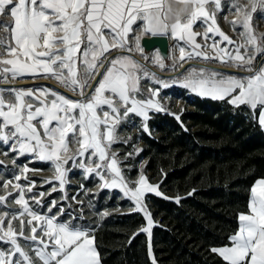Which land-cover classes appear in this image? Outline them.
Returning a JSON list of instances; mask_svg holds the SVG:
<instances>
[{
    "label": "snow or ice",
    "instance_id": "obj_1",
    "mask_svg": "<svg viewBox=\"0 0 264 264\" xmlns=\"http://www.w3.org/2000/svg\"><path fill=\"white\" fill-rule=\"evenodd\" d=\"M225 9L233 16L229 21L225 15V22L234 32L239 29L238 41L217 23ZM258 10L264 14V0H0V18L7 17L0 19V84L25 76L51 78L72 93L69 97L42 86L0 88V154L14 153L13 165L21 157L49 164L53 176L42 184L53 185L51 192L61 191L65 200L69 161L86 178L98 177L101 190L119 189L144 214L147 226L141 231L148 234L151 256L153 220L144 197L163 194L142 171L128 181L112 146L121 142L117 129L130 115L141 117L148 132L149 112L167 111L159 88H149L142 98L141 80L170 85L133 54L148 61L145 49L156 47L155 38L170 37L179 51L172 56L174 65L183 68L201 58L246 73L192 67L180 84L201 97L247 106L264 128V34L252 26ZM114 50L122 54L113 57ZM164 59L159 51L151 57L160 69L166 67ZM18 167L11 178L0 176V206L8 209L0 211V264H101L95 237L87 226L72 222L80 217L61 219L67 214L58 201L45 205L51 192L33 191L36 181L28 173L38 169ZM180 199L175 197L177 203ZM211 251L224 264H264V179L250 189L249 211L238 214L228 243Z\"/></svg>",
    "mask_w": 264,
    "mask_h": 264
},
{
    "label": "trees",
    "instance_id": "obj_2",
    "mask_svg": "<svg viewBox=\"0 0 264 264\" xmlns=\"http://www.w3.org/2000/svg\"><path fill=\"white\" fill-rule=\"evenodd\" d=\"M170 90L183 105L150 112L148 132L142 118L133 115L135 129L123 121L121 142L113 145L126 179L142 171L163 194L146 195L154 221L152 255L148 234L141 231L144 214L120 191L80 189L83 204L65 209L80 217L73 223L87 226L95 237L101 264H152L153 256L156 264H224L211 249L228 243L238 214L248 211L251 185L264 178V129L247 106L237 108L183 87ZM37 167L45 170L47 164ZM80 180L85 188L95 184ZM66 214L61 219H68Z\"/></svg>",
    "mask_w": 264,
    "mask_h": 264
},
{
    "label": "rangeland",
    "instance_id": "obj_3",
    "mask_svg": "<svg viewBox=\"0 0 264 264\" xmlns=\"http://www.w3.org/2000/svg\"><path fill=\"white\" fill-rule=\"evenodd\" d=\"M228 0H225V3H227ZM227 15V19L230 21L233 19V16L231 13H229L226 9L224 12L219 13L217 15V23L219 24V26L221 27V29L228 35L230 36L233 40L238 41L240 38L237 35V32L239 31V29H237L236 32H234L230 26L229 23L225 22L224 16ZM262 16H264V14H262L259 10L253 14V19H252V26L255 30V32L257 34H264V18H261ZM0 19H7V17L4 18H0ZM195 31H199L202 32L203 28L202 27H196L194 29ZM217 39H219V37H217ZM169 40L171 41V45H170V55L169 57L164 59V63L166 65V67L164 69H160L158 66L152 64L151 61V57L154 55V53L157 50H152V51H145L146 54L149 55L150 59L148 61H145L143 56L140 55L139 53H135L140 55L144 62L148 63L151 67L150 70L151 72L155 73L156 76L167 82L170 86L168 88H163L161 87L159 84L154 83L153 81H151L150 79H142L141 80V90L143 92V97H147L148 96V89L149 88H159V100L161 101V103L164 105V107L166 109H170V110H174L177 107H180L181 105H183V103L179 100V98L175 97L173 95L175 90H170L173 87H182L180 84V81L183 80L185 70L186 69H190L192 67H196V68H208L210 70H216L218 72L227 74V75H246L237 71H226V70H217L215 68H213L211 65L215 64V65H222V63H220L219 61H208V60H204L201 58H195L190 60L191 63L188 64L185 68H181L179 67L178 64L174 65L173 64V60H172V56L175 55L176 57L179 56V51H178V47H175L177 45V41H175L174 39L169 37ZM197 42L198 43H203V41L201 40L200 37H197ZM223 46V45H222ZM122 53H120L119 51H112L110 53L111 56H116V55H121ZM126 54V53H124ZM137 55V56H138ZM260 62V57H257V64H259ZM226 66H230V64H224ZM155 69V70H154ZM20 78H33V77H20ZM20 78L16 79L19 80ZM40 79V78H37ZM55 84L59 85L57 83V81L55 79H51ZM11 81V82H15ZM37 86H42V87H46V88H51L54 89L58 92H60L61 94H64L66 96H69L68 94L64 93L63 91H61L60 89L54 87L52 84L47 83V82H35L29 85H18V86H5L4 88H35ZM60 86V85H59ZM64 88V87H63ZM188 93L194 94L192 93L190 90H188ZM71 97V96H69ZM133 115H130L127 120L128 124L132 127V129L134 130L135 128L133 126L134 125V121L132 119ZM141 118V117H140ZM122 130V123L119 125L118 129H117V135H119V131ZM113 151L116 152V149L114 148V146H112ZM15 154H10L9 156H4L2 154H0V161H3L4 164L2 166H0V176H2L3 179H9L12 177L13 174L18 173L19 167L18 166H23V164H27V166L30 169H38V171H34V172H29L28 176L30 179L35 180L36 181V188L33 190L34 193H39V192H51V189L53 187V185L51 184H42L43 180H45L46 178H50L53 176V172L50 168V165L47 164L46 169H42L40 167H37L39 165V163H42L40 161H33L31 157H21L18 161H17V165H13L12 164V156H14ZM66 167L69 169L68 171V175H67V184L65 185V192L67 193V197L68 199H62L64 193H62L61 191H55V192H51V195L48 196L46 195L44 198V202L45 205H47L51 200H56L58 201V205L57 207H61L63 206L65 209L67 208H72L74 207V203H77V201H80L81 196H78L77 193L81 188L82 182H81V178H85V179H90L91 181H93L95 184L93 185V187L91 188H85V186L83 185V191H85V189H89L91 191L96 190V189H100L98 187V185L101 183L98 177H95L94 175L91 177L86 178V174L85 172L80 169L79 167H76L73 165L72 161H69L68 165H66ZM140 174V173H139ZM77 175V176H76ZM145 175V174H144ZM138 176L135 177H131L129 179H127L128 181L132 182L138 179ZM146 176V175H145ZM149 181V180H148ZM22 184L25 183V181L21 180L20 181ZM149 183L153 184V185H157L154 182L149 181ZM72 185H76L77 188H75L72 191ZM56 187H58V184L55 185ZM134 186L133 184L130 183V187ZM112 190V189H109ZM120 191L119 189H115ZM120 193L123 195V193L120 191ZM0 194H3V190L0 189ZM31 195V194H28ZM147 195V194H146ZM146 195L144 197V204L147 206V210H148V203L146 200ZM75 196L76 199L73 200L72 197ZM11 197H9V201H11ZM134 205V202L128 198ZM64 203V204H62ZM80 205H78L77 209H79ZM135 207V205H134ZM81 208V207H80ZM8 210L6 208H4L3 206H0V211H5ZM53 211L55 212L56 210L53 209ZM66 213H69L71 217H74V214L71 212V210H65ZM149 212V210H148ZM153 220V219H152ZM18 223V222H17ZM154 224V221H153ZM147 226V221H146V225ZM39 264V262H38Z\"/></svg>",
    "mask_w": 264,
    "mask_h": 264
},
{
    "label": "bare ground",
    "instance_id": "obj_4",
    "mask_svg": "<svg viewBox=\"0 0 264 264\" xmlns=\"http://www.w3.org/2000/svg\"><path fill=\"white\" fill-rule=\"evenodd\" d=\"M134 58L138 59L139 60V56L137 55H134ZM191 61H188L187 63H184V66L183 68H185L188 64H190ZM213 68L215 69H219V70H226V71H237L236 69H234L233 67L231 66H226L224 64L222 65H211ZM245 74V73H243ZM35 82H47V83H50L52 84L54 87L60 89L61 91H63L64 93L68 94L69 96H72V93L70 92V90L66 89V88H63L57 84H55L52 80L50 79H34V78H20L19 80H16L15 82H11V83H8V84H0V88H4L5 86H18V85H29V84H32V83H35ZM6 89V88H5Z\"/></svg>",
    "mask_w": 264,
    "mask_h": 264
},
{
    "label": "water",
    "instance_id": "obj_5",
    "mask_svg": "<svg viewBox=\"0 0 264 264\" xmlns=\"http://www.w3.org/2000/svg\"><path fill=\"white\" fill-rule=\"evenodd\" d=\"M155 45H156V47L152 48V50H157V51L161 52L162 56L167 58L168 54H169V39H168V37L155 38ZM145 51H150V50L148 48H146Z\"/></svg>",
    "mask_w": 264,
    "mask_h": 264
},
{
    "label": "crops",
    "instance_id": "obj_6",
    "mask_svg": "<svg viewBox=\"0 0 264 264\" xmlns=\"http://www.w3.org/2000/svg\"><path fill=\"white\" fill-rule=\"evenodd\" d=\"M169 38V37H168ZM25 77H28V76H25ZM150 112H152V111H150ZM149 112V113H150ZM258 113H259V109H258ZM257 117H258V115H257ZM262 128V127H261ZM262 129H264V128H262ZM261 179H264V178H257V179H255V181L253 182V184L251 185V187H250V189L252 188V186H254L259 180H261ZM249 197H250V190H249ZM248 207H249V198H248ZM248 211H249V209H248ZM247 211V212H248ZM247 212H241V213H247ZM240 214V213H239ZM238 228V227H237ZM237 230V229H236ZM223 246V245H222ZM219 247H221V246H216V247H214V248H219Z\"/></svg>",
    "mask_w": 264,
    "mask_h": 264
},
{
    "label": "built area",
    "instance_id": "obj_7",
    "mask_svg": "<svg viewBox=\"0 0 264 264\" xmlns=\"http://www.w3.org/2000/svg\"><path fill=\"white\" fill-rule=\"evenodd\" d=\"M168 39H169V38H168ZM170 45H171V41L169 40V50H170ZM133 55H138V54H135V53H134ZM169 55H170V51H169L168 57H169ZM138 56H139V60L135 58L137 61H139V62H141V63H143V64H147L149 68L151 67L148 63L144 62L143 58H142L140 55H138ZM151 68H152V67H151ZM154 70H155V69H154ZM248 209H249V207H248Z\"/></svg>",
    "mask_w": 264,
    "mask_h": 264
}]
</instances>
